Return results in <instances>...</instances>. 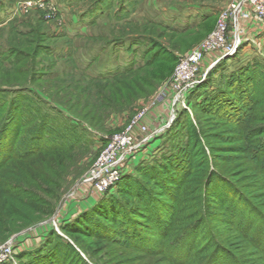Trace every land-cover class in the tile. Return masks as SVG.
Masks as SVG:
<instances>
[{
    "label": "rangeland",
    "instance_id": "374dc122",
    "mask_svg": "<svg viewBox=\"0 0 264 264\" xmlns=\"http://www.w3.org/2000/svg\"><path fill=\"white\" fill-rule=\"evenodd\" d=\"M2 1L0 5L2 18L0 20V55L3 59L7 58V55H12L8 61L0 58V91L5 92V97L8 99V106L3 111L5 118L8 117V113L15 114L14 109L12 112L9 111V102L16 99L14 98L15 93L29 97L34 109L38 108L42 113L52 114L54 119L61 121L63 125L78 123L75 128L79 140L77 145L84 147L78 152H73V155L67 159L56 157L51 163L55 166L59 165L60 176L56 180L60 186L58 198L54 200V214L36 225L22 229L0 244V247L10 245L13 248L17 263L20 253L38 247L52 230L62 233V224L74 220L100 199L101 196L94 193L93 186L85 183V179L106 147L108 139L115 133L126 130L136 113L162 92L168 93L166 99L151 107L145 117V121L151 128H162V132L151 142L148 154L146 152L142 154L141 160H136L129 173L135 175L134 170L137 163L158 157L163 151L181 153L182 145L187 141L189 134L188 117L193 118L200 132L201 126H205L204 130L209 135L208 138L205 137L203 130L201 134L206 138V142L213 141L215 147H221L223 144L216 142L214 135L217 134V139L231 135L240 139L248 150L239 161L225 156H223L225 158L214 160L215 163H219L220 168L224 167L228 171L241 173L247 168L251 169L250 167L257 164L262 157V164H264V152L260 147L262 137L253 140L252 135L249 134L254 124L264 125V122L255 120L259 113L261 117L264 116V112L263 108L259 107V102L250 103L253 95L250 85H248L250 90L239 84L227 85L228 90L222 96H216L218 98L214 99L213 95L214 100L211 98L205 101L206 98L201 99L199 95L201 91L209 94L212 90L210 84L208 88L197 94L193 95L192 92L189 94L187 98L189 109L182 104L173 106L175 92L171 88L166 89L171 84L176 68L183 57L198 47L214 31L220 13L233 2L240 0H108L105 5L100 6L102 10L97 12V15L87 14L85 16L83 14L95 0H71L72 2L47 0L49 2L46 5L31 7L18 5V0ZM120 7L127 10L124 13L127 19L112 20L111 16L118 12ZM204 18L207 19L204 20ZM159 21H164L169 27L175 26L177 30L155 24ZM232 27L231 23L229 28L233 29ZM240 34L242 43L234 53L222 57L220 53H212L206 57L203 69H201L203 73L206 72L203 81H208L209 74L216 72L213 78L216 79L215 84L226 85L224 84L226 75L234 69L238 70L253 60L264 63V25L254 20L243 19ZM140 37H152L156 43L146 41L139 44L135 54H128L127 47L117 45L123 41L131 45L133 39ZM115 46L121 49H116ZM158 49L168 53L174 59L170 61L162 58L158 62L165 66L162 69V75L165 77L161 82L152 81V85L155 84L153 88L143 87L142 95L123 109L117 110L118 107L115 106L109 108L98 106L97 98L101 92H97L99 89L89 79L97 77L99 73H104L110 67L127 65L132 60L141 62L145 53L150 56ZM122 77L129 85L132 83L131 77L127 75ZM118 88L124 94L127 92L120 86ZM104 94L109 97L114 95L111 90ZM236 95L242 97L241 102H237ZM122 97L124 95L117 98L114 96L117 101L120 99L119 102ZM198 97L204 100V104L207 103L209 108L211 104H218L219 112L203 114L205 106L200 107ZM96 103L97 106H95ZM157 107L159 110L152 114V109ZM96 113L102 114L103 120L95 121ZM229 113H233V118H228ZM239 115V119L236 120ZM77 116L80 119H77ZM147 117H149V122ZM1 119L0 124H2ZM96 122L99 127L96 126ZM32 126L33 123L21 130L16 150L21 147L22 140L27 137V132ZM12 131L9 130V135L13 133ZM44 165L46 163L39 161L36 166L45 168ZM198 171L200 175L203 172ZM229 176L232 181L237 180L235 174ZM226 191L231 206L246 211L244 203H237L239 199L234 192L230 189ZM191 196L192 200H187L189 202L186 212L191 211V205H196L197 200L194 199L198 197L201 200L202 198L200 193L191 194ZM212 207L209 211L215 216L222 210L223 204L214 201ZM262 211L264 213L263 209ZM146 215L148 216L137 218L142 221L141 227L144 229L142 240L145 244L160 251L161 247L158 244L161 246L164 241L171 243L173 240L179 249V254L175 255L180 257L184 264H206V259L211 252L202 247L206 241L208 243L206 236L201 235L196 238L185 235L184 244L183 240L174 238L175 232L168 237L160 236L156 231L154 232L152 226L149 228V225H153L151 212H146ZM219 227L224 229V232L218 235L221 242L225 244L227 235L229 236L232 232L227 229L229 226L224 224H220ZM232 250L235 251L233 247ZM240 250H242L240 264H255L254 261L258 259V254L248 249L246 252L244 248ZM158 252H147L135 246L130 249L116 246L97 249L96 254L90 251L87 255L92 264L173 263L170 260L173 257L172 252L166 249L159 254ZM228 262L225 259L223 264H230Z\"/></svg>",
    "mask_w": 264,
    "mask_h": 264
},
{
    "label": "trees",
    "instance_id": "16d2710c",
    "mask_svg": "<svg viewBox=\"0 0 264 264\" xmlns=\"http://www.w3.org/2000/svg\"><path fill=\"white\" fill-rule=\"evenodd\" d=\"M107 1L95 0L83 16L96 14L102 10L100 6L105 5ZM2 3L3 1L0 0V5ZM125 12L127 10L120 7V10L111 16L112 20L127 19L124 17ZM155 24L172 27L164 21ZM172 28L176 29L175 26ZM133 40L131 45L126 41L117 45L127 47L128 54H135L139 44L146 41L156 43L152 37H140ZM157 46L160 45L157 44ZM115 48L121 49L117 46ZM7 56L3 59L0 55V58L8 61V58L12 57V55ZM162 58L174 60L171 55L158 49L150 56L145 53L141 62L132 60L127 65L110 67L104 73L89 79L99 89L97 92H101L97 98L98 106L105 108L115 106L118 107L117 110H120L141 96L143 87L153 88L155 84L152 85V81L161 82L165 77L162 75V69L165 66L158 64ZM218 70L221 71V68L218 67ZM216 74V72L210 73L208 81L201 82L191 91L193 95L205 90L211 84L212 90L209 94L201 91L199 95L201 99L206 98L205 101H207L214 97L217 99L216 96L226 93L227 85L239 84L249 90L248 85H250L253 89L250 103L259 102V107L263 108L264 112V89H262L264 63L253 60L238 70L234 69L226 75L224 82L226 85L215 84L216 79L213 78ZM126 75L131 77L130 85L124 82L123 77L121 78ZM118 86L127 92L124 94ZM108 90L113 91L114 95L111 97L103 95ZM120 95H124L121 102H119L120 99L117 101L114 98ZM14 96L16 99L9 102V111L12 112L14 109L15 114L8 113V117L5 118L3 111L8 106V99L5 97V92L0 91V118H2V124H0V244L6 242L13 234L36 225L54 214V200L58 198L60 186L56 180L60 176L59 165L55 166L51 163L56 157L67 159L73 155V152L84 148L77 145L79 140L75 128L78 123L63 125L61 121L54 119L52 114L42 113L38 108L34 109L29 97L20 96L18 93ZM236 96L237 102H241L242 97ZM199 97L200 107L205 106L203 114L219 112L218 104H211L209 108L208 104H204L205 101ZM186 113L190 116L188 112ZM260 115L259 113L255 120L264 122V116ZM232 116L233 113L228 114V118H233ZM239 117L240 115L236 117V120ZM76 118L80 119L79 116ZM103 118L102 114L96 113L95 121H101ZM188 119L189 134L187 141L182 145L181 153L163 151L158 157L137 163L135 175L128 170L117 185L103 194L90 209L74 220L62 224V233L52 230L38 247L20 253L17 258L18 264H92L87 255L90 251L96 254L97 249L116 246L123 249L135 246L147 252H158V249H153L154 247L148 246L142 240L144 229L141 227L142 221L137 218L148 216L146 212H151L150 216L153 220V225L148 224L149 228L152 226L154 232L156 231L160 236L168 237L175 232L174 238L183 240V244L186 240L185 235L196 238L201 235L206 236L208 243L206 241L202 247L211 250L206 264H223L225 259L230 264H240L242 258L240 248H244L246 252L251 250L258 254L259 257L254 263L264 264L263 157L257 164L252 165L251 169L247 168L241 173L228 171L224 167L220 168L219 163H215L214 160L228 157L239 161L248 150L240 139L231 135L219 139L217 134L214 135L216 142L223 144L221 147H215L213 141H205L209 136L204 130L205 126H201V132L203 130L206 138L196 127L193 118L188 117ZM32 123L31 129L27 130V137H24L21 147L16 150L19 133ZM97 123L96 126H98ZM9 130H13L11 135ZM249 132L253 140L262 137L260 147L264 152V125L254 124ZM39 161L46 163L45 168L36 166ZM198 170L203 171L201 175ZM234 174L237 180L232 181L229 175ZM228 189L232 190L239 199L237 203H244L246 211L231 206L226 193ZM197 193L202 195L201 200L198 197L194 199L197 200L196 205L190 204L191 211L186 212L189 202L187 200H192L191 194ZM214 201L223 204L222 210L215 216L209 211L213 208ZM220 224L229 226L227 229L232 232L229 236L227 235L225 244L221 242L218 235L224 232V229L219 227ZM158 245L161 247L158 254L166 249L173 253L174 258L171 255L170 259L172 264H184V261L175 255L179 254L176 242L164 241L161 246Z\"/></svg>",
    "mask_w": 264,
    "mask_h": 264
},
{
    "label": "built area",
    "instance_id": "2783aa9c",
    "mask_svg": "<svg viewBox=\"0 0 264 264\" xmlns=\"http://www.w3.org/2000/svg\"><path fill=\"white\" fill-rule=\"evenodd\" d=\"M18 1V5L22 7L46 5L49 2L47 0ZM243 19L254 20L264 25V0L235 1L220 13L217 27L198 47L183 57L171 84L166 87L175 92L173 106L182 104L189 109L187 98L204 80L206 72L201 71V66L209 54L220 53L222 57L235 52L242 43L240 25ZM231 23L233 29L229 28ZM167 94L162 92L151 103H147L136 113L126 130L115 133L108 139L106 147L85 179V183L93 186L96 195L102 196L113 189L136 160L141 159V155L145 152L148 154L151 142L162 132V128H151L145 117L151 107L166 99ZM4 262L18 264L10 245L0 247V263Z\"/></svg>",
    "mask_w": 264,
    "mask_h": 264
},
{
    "label": "crops",
    "instance_id": "0c3cea01",
    "mask_svg": "<svg viewBox=\"0 0 264 264\" xmlns=\"http://www.w3.org/2000/svg\"><path fill=\"white\" fill-rule=\"evenodd\" d=\"M204 63H205V60L203 61V63H202V66H201V69H203V65H204ZM157 110H159V108L157 107V108H154V109H152V114H155L156 112H157ZM148 119V122H149V117H147ZM151 121V120H150Z\"/></svg>",
    "mask_w": 264,
    "mask_h": 264
}]
</instances>
